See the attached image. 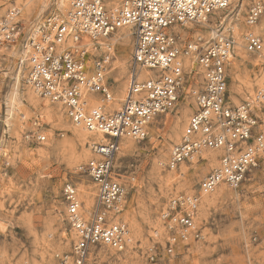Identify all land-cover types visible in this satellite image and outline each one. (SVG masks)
Masks as SVG:
<instances>
[{
    "label": "built area",
    "instance_id": "built-area-1",
    "mask_svg": "<svg viewBox=\"0 0 264 264\" xmlns=\"http://www.w3.org/2000/svg\"><path fill=\"white\" fill-rule=\"evenodd\" d=\"M233 2L72 0L67 16L52 15L38 26L36 35H28L26 84L60 106L72 123L106 137V142L90 146L92 157L79 166V173L96 189L89 213L83 209L76 184L67 182L63 187L66 219L75 239L69 251L58 255L59 264H97L98 250L121 252L132 242L121 218L127 188L115 165L119 144L123 138L145 140L153 120L178 105L185 92L186 57L201 70L202 83L195 94L194 111L165 166L179 172L182 164L195 158L205 160L202 154L208 150L216 152L217 165L199 181L196 192L173 195L162 210L161 219L172 232L167 252L174 251L178 239L200 237L197 222L203 195L221 184L239 188L264 174V83L246 100L232 102L227 75L235 40L232 29L230 35L219 33L213 41L201 36L184 41L178 31L189 23L206 22ZM263 13V1L255 0L243 37L246 50L262 58L264 37L254 27ZM19 14L13 7L1 18L0 46L15 44L20 38ZM126 26L133 38L129 85L120 108H114L107 79L111 52L98 41ZM143 70L155 72L142 74ZM45 139L36 135L39 142ZM262 226L264 231V222ZM150 252L154 261L155 247Z\"/></svg>",
    "mask_w": 264,
    "mask_h": 264
},
{
    "label": "rangeland",
    "instance_id": "rangeland-1",
    "mask_svg": "<svg viewBox=\"0 0 264 264\" xmlns=\"http://www.w3.org/2000/svg\"><path fill=\"white\" fill-rule=\"evenodd\" d=\"M56 2L0 0V20L9 9L17 7L22 25L15 44L0 46V264H59L58 255L69 251L75 239L66 219L63 187L67 182L76 184L85 206L80 185L88 188L92 185L87 176L79 173V166L93 155L91 149L88 151L89 144L78 140L73 132L74 124L60 106L46 102L51 109L49 114L45 100L38 97L36 102L28 98L27 63H19L18 50L28 35L46 18L60 15ZM254 2L234 0L229 8L209 16L207 24H187L184 41L198 36L213 41L211 31L230 35V27L236 25V31L232 29L234 41L240 35L244 43L246 17ZM263 20L264 15L258 24ZM260 35L264 37V31ZM112 43L110 70L115 61H124L127 67L120 81H115L117 71L107 75L115 93L122 83L128 89L133 38L130 35L123 49L115 40ZM235 43L227 75L230 98L238 104L264 83V79L260 85L257 82L264 61H255L257 55L245 47L240 48L242 55H237ZM186 66L185 92L178 105L157 116L148 137L135 144L132 151L119 150L116 156L119 178L127 188L121 218L130 230L132 242L121 252L111 253L113 249L109 248L98 250L97 264H264V174L244 181L239 188L223 184V190L210 193L211 200H202L199 207L200 237L178 239L174 251L167 252V240L172 232L161 219L162 210L173 195L196 192L199 181L215 166L207 158H195L185 164L189 169L183 175L181 169L172 174L165 166L194 111L195 94L202 83L196 62L189 58ZM89 97L99 98V95ZM179 117L182 127L177 126L176 133ZM38 134L46 139L37 141ZM94 190L95 200V187ZM152 247L158 253L154 261L149 258Z\"/></svg>",
    "mask_w": 264,
    "mask_h": 264
},
{
    "label": "bare ground",
    "instance_id": "bare-ground-1",
    "mask_svg": "<svg viewBox=\"0 0 264 264\" xmlns=\"http://www.w3.org/2000/svg\"><path fill=\"white\" fill-rule=\"evenodd\" d=\"M71 1L72 0H57V2H56V8H57V10H61V12H59V14L60 15H65V16H67L68 15V13H69V11H70V8H71ZM55 3V2H54ZM51 4V3H50ZM264 15V13L262 14V16ZM261 16V17H262ZM261 19V18H260ZM260 21V20H259ZM259 23V22H258ZM257 23V25H255V30L257 31V32H263L264 31V20H263V22L261 23V25H259ZM203 24H207V22H204ZM236 25H232L230 28L231 29H233L234 31H236V27H235ZM211 28V27H210ZM38 30V27H35L34 28V30L29 34V35H33V34H35L36 33V31ZM184 30V28L183 27H179L178 28V31L179 32H181L182 34H183V31ZM211 34H210V38H215L216 36H217V31L216 30H213V31H211L210 32ZM37 34V33H36ZM35 34V35H36ZM34 35V36H35ZM130 35L132 36V30H131V28L130 27H128V26H126V27H122V28H120L116 33H114L113 35H111L110 37H108V38H106V39H100L99 41H98V43L102 46V49H104V50H106V49H108V50H110V52H111V55H112V50H113V43H112V40H115L117 43H119L120 44V46H121V49H123V45H124V43H125V41L128 39V38H130ZM115 36V37H114ZM198 37H200V36H198ZM197 37V38H198ZM196 38V39H197ZM241 37H240V35H238V37H237V42L235 43V41H234V43L235 44H237V55H242V51H241V49L240 48H244L245 46H244V43L242 42V40L240 39ZM84 41L85 42H90L87 38H85L84 39ZM115 43V42H114ZM22 47L18 50V54H19V57H20V59H19V63L21 64V65H24V64H26L27 63V60H28V50H29V46H28V37H27V39L25 40V42L21 45ZM115 50V49H114ZM233 50V49H232ZM249 52V51H248ZM252 53V52H251ZM231 54V53H230ZM236 55V56H237ZM252 55V54H251ZM257 56L255 57V61H264V58H262L261 56H259L258 54H256ZM230 57V56H229ZM250 57V56H249ZM188 58V59H187ZM189 58H191V57H186V59H185V64L187 65L188 64V62H189ZM250 62V61H249ZM190 64V63H189ZM234 68H235V63H234ZM126 69H127V67H126V65H125V63H124V61H122L121 63H117V61H115V62H113V66H112V69L111 70H109L108 71V74L110 73V72H113V71H117L118 72V76L117 77H115V81L117 82V81H120V79L121 78H123L122 76H121V78H120V75H123V74H125V73H127L126 72ZM144 73H152V71H150V70H143L142 71V74H144ZM262 76L258 79V83H259V85L260 84H262V81H263V79H264V70L262 71V74H261ZM124 76V75H123ZM236 78V77H235ZM237 80V79H236ZM237 83V82H236ZM251 83V82H250ZM238 84V83H237ZM239 85V84H238ZM251 85H253V83L251 84ZM249 88L251 89V87L249 86ZM254 88V87H253ZM29 89H30V91H29V95H28V98L31 100V101H36V102H39L38 100L39 99H37L38 97L40 98V99H43V100H45V103L46 102H49L46 98H43V97H41L35 90H33V88H31L30 86H29ZM252 90V89H251ZM251 90H250V92H251ZM114 94V101L110 104V106H112V107H114V108H120V106H121V104H122V102L124 101V99H125V97H126V94H127V90H126V87H125V84L124 83H122V85L119 87V89L117 90V91H115V93H113ZM237 102V101H236ZM50 103V102H49ZM39 104V103H38ZM45 106H46V110H47V112L50 114L51 113V109H49L48 107H49V104H45ZM13 107H14V105H13ZM14 110V109H13ZM53 112V114H54V112L55 111H52ZM188 118V117H187ZM180 117H179V119L177 120V123H176V125H175V127H176V129H175V132L176 133H178V130H177V126H179V124H182L181 122L182 121H180ZM74 124V123H73ZM73 132H74V134L77 136V138H79L78 140H81L82 142H87L88 144H89V146H88V151H90V149H91V145L92 144H95V143H104V142H106V137L105 136H103L102 134H100V133H93V132H90V131H88L87 129H85L82 125H76V124H74L73 125ZM179 127H182V125L181 126H179ZM178 127V128H179ZM178 136V135H177ZM140 142V140H137V139H133V138H123V139H121V141H120V144H119V150H122V152H130V151H132V147L133 146H135V144H137V143H139ZM87 148V147H86ZM119 150H118V152H119ZM93 154V153H92ZM118 154V153H117ZM215 154H216V152H214V150H208V151H205V152H203V154H202V156H203V158L205 159V158H207V162L210 164V165H212V166H216L217 165V161H216V156H215ZM89 155V154H88ZM195 162V161H194ZM212 166H211V168H212ZM214 166V167H215ZM193 167V166H192ZM213 167V168H214ZM188 167H186V165L185 164H182L181 165V174L183 175L184 173H186L187 171H188ZM176 170L175 169H173V170H171V173L172 174H176ZM171 176V175H170ZM170 176H169V178H170ZM181 176V175H180ZM172 178V177H171ZM91 187H85V186H81L80 185V193H81V195H82V198H84L85 199V201H86V208H85V206L83 205V209L86 211V213H89V211H90V207H92L91 205H92V203H94L93 202V200H94V193H95V190H94V185L92 184V185H90ZM223 188H224V186H223V184H221L220 186H218L217 187V189L219 190V191H221V190H223ZM214 192V191H213ZM220 193V192H219ZM202 200H203V202H209L210 200H211V198H210V195L209 194H206V195H203L202 196ZM203 205V204H202ZM90 208V209H89ZM107 252V251H106ZM109 252H111V253H115L114 252V250H112V251H109ZM100 253V252H99ZM113 255V254H112ZM111 255V256H112ZM119 255V254H118Z\"/></svg>",
    "mask_w": 264,
    "mask_h": 264
}]
</instances>
